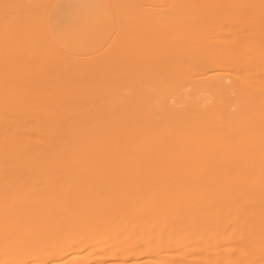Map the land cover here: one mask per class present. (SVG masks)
<instances>
[{
	"label": "bare ground",
	"instance_id": "6f19581e",
	"mask_svg": "<svg viewBox=\"0 0 264 264\" xmlns=\"http://www.w3.org/2000/svg\"><path fill=\"white\" fill-rule=\"evenodd\" d=\"M0 264H264V0H0Z\"/></svg>",
	"mask_w": 264,
	"mask_h": 264
}]
</instances>
